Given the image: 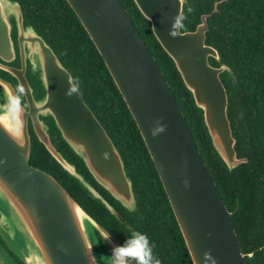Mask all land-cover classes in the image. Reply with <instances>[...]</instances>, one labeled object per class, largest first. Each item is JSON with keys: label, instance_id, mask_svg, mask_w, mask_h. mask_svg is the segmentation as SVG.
<instances>
[{"label": "water", "instance_id": "95a60500", "mask_svg": "<svg viewBox=\"0 0 264 264\" xmlns=\"http://www.w3.org/2000/svg\"><path fill=\"white\" fill-rule=\"evenodd\" d=\"M126 104L158 173L192 264H246L217 185L203 161L164 74L120 0H65ZM190 93L216 155L232 172L247 159L235 151L228 95L237 78L220 52L206 43L208 15L183 31L190 0H132ZM18 52V53H17ZM19 60L20 68L10 67ZM216 64V65H214ZM41 91L35 96L26 74ZM0 264H109L121 245L50 174L30 164L29 129L70 179L131 229L119 212L53 144V128L92 179L128 214L138 212L132 180L113 141L88 107L53 49L26 23L21 6L0 0ZM242 119V114H239ZM129 205L134 210H129Z\"/></svg>", "mask_w": 264, "mask_h": 264}, {"label": "trees", "instance_id": "16d2710c", "mask_svg": "<svg viewBox=\"0 0 264 264\" xmlns=\"http://www.w3.org/2000/svg\"><path fill=\"white\" fill-rule=\"evenodd\" d=\"M26 23L53 49L73 76L84 101L118 149L132 180L138 212L128 214L92 179L85 165L65 145L60 149L78 172L106 198L131 229L120 224L70 179L32 135L30 164L52 175L71 197L122 245L132 231L148 236L161 264H192L173 211L137 126L101 56L65 0H14ZM164 74L220 196L245 256L246 264H264V0H190L183 31H194L208 19V45L216 48L235 73L232 88L224 77L228 118L235 151L247 163L229 172L213 150L190 93L173 62L156 41L150 23L132 0H120ZM216 65V64H214ZM242 114V119H239ZM61 147V148H62Z\"/></svg>", "mask_w": 264, "mask_h": 264}, {"label": "clouds", "instance_id": "9594fccd", "mask_svg": "<svg viewBox=\"0 0 264 264\" xmlns=\"http://www.w3.org/2000/svg\"><path fill=\"white\" fill-rule=\"evenodd\" d=\"M129 210H134L131 205ZM105 241H110L111 233H106ZM152 244L148 236L139 231H132L130 237L122 245L112 248L109 264H161V260L154 255ZM88 264H98L97 257L92 253L87 256Z\"/></svg>", "mask_w": 264, "mask_h": 264}, {"label": "flooded vegetation", "instance_id": "af4514ba", "mask_svg": "<svg viewBox=\"0 0 264 264\" xmlns=\"http://www.w3.org/2000/svg\"><path fill=\"white\" fill-rule=\"evenodd\" d=\"M17 53H18V52H17ZM10 67L19 69V68H20V62H19V60H17V61L14 62V63H11V64H10ZM29 73H30V72H29V67H28V71H27V74H26V78H27V80H28L30 86H31V87L33 88V90H34V95L38 97V95H40L41 91H40L39 88L36 86V84L34 83L33 79L30 77V74H29ZM0 77H1L2 79H4L5 81H7V82H9V83H12V84L14 85V87H15V89H16V91H17V94H18V96H19V99H20L21 104H22L23 106H26V105H25V100H24V98H23V96H22V94H21V92H20V89H19V87H18V83H17V81H16L14 78H12L9 74H7V73H5V72H3V71H1V70H0ZM50 125H51V127H52V129H53V131H52V133H51V138H52L53 144H54L56 150H57L58 152L61 153L60 149H63L64 147H62V146H65L66 143L60 138V134H59V133L53 128V124L50 123ZM29 129H30V135H31V140H32V135H33L34 133H33V131H32V127H31V123H30V122H29ZM61 147H62V148H61ZM63 156H64V155H63ZM92 186H93V185H92ZM93 187H94V186H93Z\"/></svg>", "mask_w": 264, "mask_h": 264}]
</instances>
